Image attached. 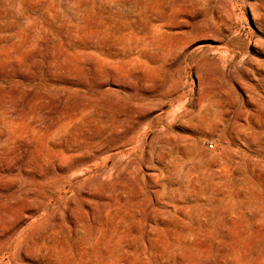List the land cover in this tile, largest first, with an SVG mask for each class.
I'll list each match as a JSON object with an SVG mask.
<instances>
[{"label": "rangeland", "instance_id": "obj_1", "mask_svg": "<svg viewBox=\"0 0 264 264\" xmlns=\"http://www.w3.org/2000/svg\"><path fill=\"white\" fill-rule=\"evenodd\" d=\"M0 264H264V0H0Z\"/></svg>", "mask_w": 264, "mask_h": 264}, {"label": "built area", "instance_id": "obj_2", "mask_svg": "<svg viewBox=\"0 0 264 264\" xmlns=\"http://www.w3.org/2000/svg\"><path fill=\"white\" fill-rule=\"evenodd\" d=\"M210 148H212V147L210 146Z\"/></svg>", "mask_w": 264, "mask_h": 264}]
</instances>
